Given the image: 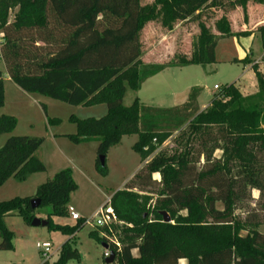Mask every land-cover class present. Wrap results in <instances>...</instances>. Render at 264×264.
I'll return each instance as SVG.
<instances>
[{
	"label": "trees",
	"instance_id": "obj_1",
	"mask_svg": "<svg viewBox=\"0 0 264 264\" xmlns=\"http://www.w3.org/2000/svg\"><path fill=\"white\" fill-rule=\"evenodd\" d=\"M142 1L0 0V63L25 93L72 106L107 105L108 114L101 119L72 116L69 121L78 132L67 136L76 145L99 143L98 171L104 177L109 175V152L124 137L138 135L133 150L146 161L178 133L181 148L174 155L158 154L130 182L132 187L111 199L119 220L132 226L119 230L120 253L109 246L118 264H179L181 260L188 264H264V234L259 231L264 220L254 213L244 221L236 216L237 210L250 208L253 190L260 193L255 210L264 213V75L253 66L259 87L255 97H245L234 84L228 85L205 112L198 104L200 88L193 89L188 102L179 107H148L139 99L126 107L128 91L140 92L149 79L166 69L142 65L140 36L144 28L160 20L173 30L178 20L195 15L210 2L155 0L143 6ZM234 2L243 8L250 2L264 5V0ZM16 7L19 11L9 22L10 11ZM212 8L224 11L226 5L214 3ZM217 28L223 38L237 36L226 18ZM258 32L264 48V26ZM217 48V38L201 25L192 58H181L170 66L216 64ZM240 62L250 64L248 58ZM255 100L258 102L252 103ZM5 101L0 71V109ZM59 123L49 120L50 125ZM17 126L15 117L0 116V138ZM43 143L32 137H12L6 142L0 149V189L12 178L24 182L46 171L37 157ZM218 150L222 151L220 158L214 157ZM101 157H106L105 165ZM202 159L205 164L199 167ZM156 173L161 175L160 182L153 179ZM78 189L73 172L64 170L42 185L35 198L1 202L0 251H15V233L9 229L8 219L19 217L32 226L36 211L51 207L47 228L71 237L55 264L80 259L73 238L86 220L73 225L55 222L70 218L72 196ZM151 196L157 199L149 208ZM34 199L41 201L38 209L32 208ZM164 212L171 217L170 223L164 222ZM90 238L108 247L99 231H92ZM134 250L139 257H134Z\"/></svg>",
	"mask_w": 264,
	"mask_h": 264
},
{
	"label": "rangeland",
	"instance_id": "obj_2",
	"mask_svg": "<svg viewBox=\"0 0 264 264\" xmlns=\"http://www.w3.org/2000/svg\"><path fill=\"white\" fill-rule=\"evenodd\" d=\"M236 1V0H234ZM233 0H210L208 6L198 11L195 15L185 20H178L173 30L165 27L160 20L149 23L141 33L142 65H162L166 69L149 79L140 92L128 91L124 105L130 107L136 99L140 103L154 108H172L188 101L193 89L202 88V96L198 99L201 112L207 111L215 98H218L224 87L233 84L238 79H243L239 84V90L244 96L255 97L259 93V87L253 90L257 83L253 66H261L264 74V48L258 31L251 34V28L256 29L264 20V5L250 2L246 8L236 6ZM155 0H143V6H150ZM225 3L226 9L218 11L213 9L214 3ZM19 7L10 11L9 22L14 21ZM251 11L256 13V20L251 25ZM184 13V12H183ZM226 18L234 32V37L223 38L218 31L217 23ZM261 20V21H260ZM201 25L207 27L211 35L218 40L216 64L206 66L174 67L172 62L178 63L181 58L191 59L195 46L199 44L201 37ZM246 36H238L243 33ZM251 37V45L246 49L243 39ZM244 42V43H243ZM244 50V51H243ZM240 57L248 58L250 64L240 62ZM249 66H252L249 67ZM0 70L6 76V68L0 63ZM5 106L0 109V116H12L18 121V126L11 134L0 138V149L12 137H32L43 139L44 143L37 153V157L46 167L43 173L31 175L26 181L20 182L12 178L0 189V203L8 202L16 198H35L39 188L53 180L57 174L64 170H71L78 185V191L72 196V206L80 216L87 220H94L100 208L119 191L130 186L128 180L135 176L158 154L166 153L174 155L181 147L178 145V133L169 139L155 154L143 161L133 150L132 146L138 141V135L126 136L119 147L111 149L107 157L109 175L104 177L98 171V142H87L80 145L74 144L67 136L76 135L77 126L70 123L69 119L75 116L79 119H101L108 114L105 104L86 107L72 106L53 100L38 94L23 92L15 83L5 79ZM215 85L220 86L219 90ZM201 98V99H200ZM258 100L252 101L256 103ZM59 120L57 125H50L49 120ZM186 142H184L185 144ZM222 156V151L215 153L216 158ZM205 159L200 164L203 166ZM141 167V168H140ZM133 179V180H134ZM153 179L161 181V175L156 173ZM132 180V181H133ZM131 181V182H132ZM135 191H138L135 190ZM152 197V196H151ZM156 196L152 197L149 208L154 205ZM260 199L257 190L252 191L250 208L237 210L236 216L245 220L249 214H257L260 220H264V213L259 212L256 206ZM217 208L223 209L218 203ZM52 213L51 207L39 208L36 218L47 220ZM186 215V212L182 213ZM9 229L15 233V251H0V264H44L46 260L37 248V243L51 241L54 245L53 253L48 261L55 264L60 257L61 241L67 239L60 233H51L47 227L28 226L19 217L9 219ZM56 223H75L71 217L68 219H56ZM130 227L126 224L118 226V230ZM132 227V226H131ZM92 231L103 229L85 225L73 238L74 248L78 250L80 259L70 261L68 264H106L104 257L106 248L103 244L90 238ZM264 234V225L259 227ZM52 235L53 237H50ZM243 236L247 233L243 232ZM1 243V240H0ZM113 247V246H111ZM135 255L137 252H133ZM114 264H118L116 261ZM179 264H188L187 260H181Z\"/></svg>",
	"mask_w": 264,
	"mask_h": 264
},
{
	"label": "built area",
	"instance_id": "obj_3",
	"mask_svg": "<svg viewBox=\"0 0 264 264\" xmlns=\"http://www.w3.org/2000/svg\"><path fill=\"white\" fill-rule=\"evenodd\" d=\"M215 89L219 90L220 86L216 85ZM69 214L74 222L83 219L78 213H76L75 209L71 206L69 207ZM85 220V225H91L93 227L95 226L96 228L104 230L101 236L108 241V248L106 249L104 254V257H106V259L110 258L113 254L109 246H113L114 248H116L118 253L122 251V244L120 243L118 238V226L123 225L125 223L120 221L117 217L115 210L111 205V200H109L106 205L100 208L94 220ZM37 248L42 253V256L46 260V262L49 261L53 253V244L47 241L42 243L40 242L37 243Z\"/></svg>",
	"mask_w": 264,
	"mask_h": 264
},
{
	"label": "crops",
	"instance_id": "obj_4",
	"mask_svg": "<svg viewBox=\"0 0 264 264\" xmlns=\"http://www.w3.org/2000/svg\"><path fill=\"white\" fill-rule=\"evenodd\" d=\"M256 15V13L254 12V11H251V25L252 24H254V21L256 20V18L257 17H259V16H255ZM261 21V20H260ZM10 22H13V21H10ZM262 23H260L258 26H257V28L256 29H250L251 31V34H252V36L251 37H253L255 34L253 33V32H255V31H258V29L260 28V27H262V26H264V20H262L261 21ZM243 30V32H245L244 31V29H242ZM2 37H3V34H2V32H0V50H1V44H2ZM251 37H249V38H246V39H243V41L244 42H246V40L248 41V43H245L246 44V46H245V48L247 49L250 45H251ZM261 41V40H260ZM243 42V43H244ZM261 43H262V41H261ZM244 51V50H243ZM240 60L242 61L243 60V58L242 57H240ZM1 63H3V62H1ZM4 64V63H3ZM249 67H251L252 68V66H249ZM261 69H262V65L261 66H259V70L261 71ZM1 71V70H0ZM2 73H3V71H1ZM262 73V72H261ZM3 75H4V81H5V79H7V80H9V81H11V82H13L12 81V79L9 77V74L7 73V70H6V76H5V74L3 73ZM264 75V74H263ZM243 79H238L236 82H234L233 84L239 89V84H241V81H242ZM14 83V82H13ZM146 84V83H145ZM144 84V85H145ZM143 85V86H144ZM232 85V84H231ZM257 85L258 84H256L253 88H248L247 87V90H253V89H255L256 87H257ZM216 86V85H215ZM214 86V87H215ZM143 88V87H142ZM198 88H200V87H198ZM201 90H202V88H200ZM142 90V89H141ZM202 96V91H201V93H200V96L199 97H201ZM245 97H247V96H245ZM201 99V98H200ZM189 100V99H188ZM188 102V101H187ZM187 102H185V103H187ZM184 103V104H185ZM184 104H181V105H178V106H174V107H179V106H182V105H184ZM173 108V107H172ZM139 138V137H138ZM122 144V143H121ZM135 145V144H134ZM133 145V146H134ZM121 146V145H120ZM133 146H132V148H133ZM119 147V146H118ZM116 148V147H115ZM114 149V148H113ZM141 168V167H140ZM134 178H130L129 180H128V183L127 184H129L132 180H133ZM159 182V181H158ZM122 191V190H121ZM72 207V206H71ZM76 213H78V212H76ZM79 214V213H78ZM80 215V214H79ZM9 219H8V225H9ZM67 224H71V223H67ZM74 223H72L71 225H73ZM53 234H55V236H57L56 235V233H53ZM50 237H53L52 235H50ZM76 237V236H75ZM71 239V237H67V239H64L63 241H61V244H60V247H59V251H61V248H62V246L67 242V241H69ZM47 242H51V241H47ZM52 243V242H51ZM53 248H54V245H53ZM106 248V247H105ZM107 249V248H106ZM15 250H16V247H15ZM133 252H137V254L135 255L134 253H133V255H134V257H139V251L138 250H134Z\"/></svg>",
	"mask_w": 264,
	"mask_h": 264
},
{
	"label": "water",
	"instance_id": "obj_5",
	"mask_svg": "<svg viewBox=\"0 0 264 264\" xmlns=\"http://www.w3.org/2000/svg\"><path fill=\"white\" fill-rule=\"evenodd\" d=\"M100 160H101L102 165H105L106 157H101ZM31 204H32V208L33 209H38L40 207V205H41V201L39 199H34V200H32ZM162 215L164 217V222L165 223H170L171 222V217L169 216L168 213L164 212ZM40 225H42L44 227H47V222L39 220L37 218L34 219V221L32 223V226L33 227H38ZM105 247L108 248L107 246H105ZM114 261H115V254L113 253L111 255V257L106 260V264H113Z\"/></svg>",
	"mask_w": 264,
	"mask_h": 264
}]
</instances>
